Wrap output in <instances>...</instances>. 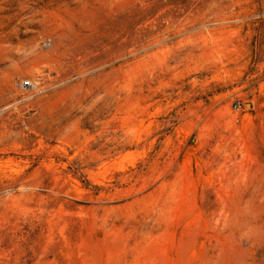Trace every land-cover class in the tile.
I'll list each match as a JSON object with an SVG mask.
<instances>
[{"label": "rangeland", "instance_id": "1", "mask_svg": "<svg viewBox=\"0 0 264 264\" xmlns=\"http://www.w3.org/2000/svg\"><path fill=\"white\" fill-rule=\"evenodd\" d=\"M0 264H264V0H0Z\"/></svg>", "mask_w": 264, "mask_h": 264}, {"label": "built area", "instance_id": "2", "mask_svg": "<svg viewBox=\"0 0 264 264\" xmlns=\"http://www.w3.org/2000/svg\"><path fill=\"white\" fill-rule=\"evenodd\" d=\"M24 85L27 86V87H29V86H32L33 85V82L31 80H26L24 82Z\"/></svg>", "mask_w": 264, "mask_h": 264}]
</instances>
